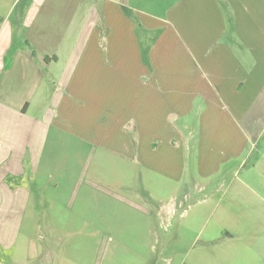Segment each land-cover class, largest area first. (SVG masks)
Returning a JSON list of instances; mask_svg holds the SVG:
<instances>
[{
  "label": "crops",
  "instance_id": "0c3cea01",
  "mask_svg": "<svg viewBox=\"0 0 264 264\" xmlns=\"http://www.w3.org/2000/svg\"><path fill=\"white\" fill-rule=\"evenodd\" d=\"M5 3L0 264H17L1 252L16 244L28 195L22 158L27 150L34 158L52 128L115 152L131 149L168 178L195 168L202 181L214 182L221 220L241 227L263 218L264 0H174L164 16L130 0ZM124 6L137 13L141 27L159 29L147 51ZM72 28V42L65 44ZM189 151H195L193 167ZM247 194L259 200L251 214Z\"/></svg>",
  "mask_w": 264,
  "mask_h": 264
},
{
  "label": "rangeland",
  "instance_id": "374dc122",
  "mask_svg": "<svg viewBox=\"0 0 264 264\" xmlns=\"http://www.w3.org/2000/svg\"><path fill=\"white\" fill-rule=\"evenodd\" d=\"M9 1L0 0V8ZM132 1L164 16L174 0ZM122 9L147 51L159 29L148 31L132 8ZM92 143L52 128L34 158L25 152L22 186L28 195L22 197L16 244L2 255H12L17 264H264V207L259 222L235 227L215 212L214 182L202 181L195 168L180 179L168 178L131 149L115 152ZM186 158L193 167L195 151ZM254 159L255 154L248 162ZM230 180L228 175L223 189ZM198 183H204L202 191ZM244 203L251 214L259 200L248 195Z\"/></svg>",
  "mask_w": 264,
  "mask_h": 264
}]
</instances>
